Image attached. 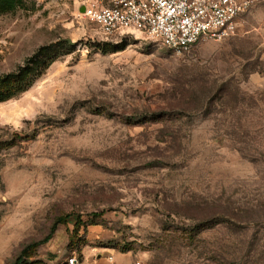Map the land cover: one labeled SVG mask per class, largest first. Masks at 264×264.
Segmentation results:
<instances>
[{
  "label": "rangeland",
  "instance_id": "1",
  "mask_svg": "<svg viewBox=\"0 0 264 264\" xmlns=\"http://www.w3.org/2000/svg\"><path fill=\"white\" fill-rule=\"evenodd\" d=\"M86 1L0 15V73L57 57L0 104V264L54 225L21 264H264V2L177 55L77 22Z\"/></svg>",
  "mask_w": 264,
  "mask_h": 264
},
{
  "label": "built area",
  "instance_id": "2",
  "mask_svg": "<svg viewBox=\"0 0 264 264\" xmlns=\"http://www.w3.org/2000/svg\"><path fill=\"white\" fill-rule=\"evenodd\" d=\"M264 0H88L75 19L90 24L105 38L138 32L158 40L177 55L191 52L205 41L233 37L241 19ZM108 258L106 264H112ZM64 264L85 262L69 255ZM139 264V263H135Z\"/></svg>",
  "mask_w": 264,
  "mask_h": 264
},
{
  "label": "trees",
  "instance_id": "3",
  "mask_svg": "<svg viewBox=\"0 0 264 264\" xmlns=\"http://www.w3.org/2000/svg\"><path fill=\"white\" fill-rule=\"evenodd\" d=\"M25 8L24 0H0V15L14 13ZM66 45V44H61ZM47 48H39L31 57L25 59L23 63L14 70L0 73V104L10 101L27 92L35 82L40 79L46 71L57 61V57H42ZM55 230V225L50 233L40 242L26 247L13 264H21L22 255L27 250L38 245L47 243Z\"/></svg>",
  "mask_w": 264,
  "mask_h": 264
},
{
  "label": "water",
  "instance_id": "4",
  "mask_svg": "<svg viewBox=\"0 0 264 264\" xmlns=\"http://www.w3.org/2000/svg\"><path fill=\"white\" fill-rule=\"evenodd\" d=\"M67 43H68L69 45H72V42H71L70 40H67Z\"/></svg>",
  "mask_w": 264,
  "mask_h": 264
}]
</instances>
